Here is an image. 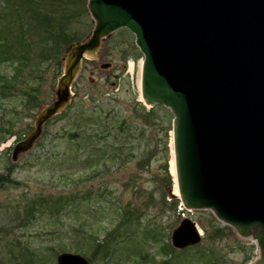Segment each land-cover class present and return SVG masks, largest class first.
I'll return each mask as SVG.
<instances>
[{"label": "rangeland", "instance_id": "obj_1", "mask_svg": "<svg viewBox=\"0 0 264 264\" xmlns=\"http://www.w3.org/2000/svg\"><path fill=\"white\" fill-rule=\"evenodd\" d=\"M63 1L65 10L73 14L68 22L75 31L72 32L82 33V39L89 36L94 22L86 7L87 0ZM138 53L132 33L125 28L112 32L103 39L94 56L82 59L71 85L69 106L98 108L97 113L101 116L96 117L100 116L104 122L111 116L115 122L112 128H118L121 118L130 116L135 105L140 106L137 104L140 102L141 61ZM64 57L65 52L62 59ZM103 63H110V66L101 68ZM11 70L9 63L1 62L0 75ZM62 70L55 73L51 64L40 71L41 78L35 84L40 99L31 110L24 104L26 96L22 93L31 87L26 79H19L8 97L0 96V125L3 127L0 129V174L9 177L0 185V264H56V256L62 252L79 253L87 259L92 256L91 264H250L258 258L256 243L218 221L211 211L182 212L180 205L174 209L172 199L176 197L170 193L172 188L166 180L165 158H161V154H146L145 159L140 153L134 156L138 152L131 140L123 141L125 143L121 142L117 147L120 143L115 144V135H106L100 145L108 150L112 149L108 148L111 145L116 150L114 163L105 162L98 177L92 172L87 173L89 170L84 159L95 153L88 150L92 145L85 144L79 135L71 140L69 130H64L68 124L73 127V119L66 118L67 112L73 111L69 106L51 117L43 125L42 134L32 148L12 161L14 144L34 129L37 114L54 99L57 78ZM83 109L78 108L74 122L82 120ZM139 112L143 114L141 109ZM167 112L168 109L158 110L153 119L149 118L151 125L146 124V129L150 135L146 144L153 146L157 143L158 148H164L169 123ZM97 127L91 122L85 125L91 135ZM104 184L112 196L122 203L134 201L136 208L146 198L135 196L131 189L139 185L147 198L151 195L143 214L145 221L125 225L120 221L123 210L121 217L118 215L117 199L106 197V202L101 205L73 199ZM135 213V216H142V211L140 215L137 211ZM184 217L194 221L202 230L201 241L170 256L169 252L162 251L161 246L164 243L171 246V231ZM117 226V231L123 235L124 230L131 233L132 239L118 241L114 255L108 259L103 255L105 248L95 245ZM175 251L177 253L179 249Z\"/></svg>", "mask_w": 264, "mask_h": 264}, {"label": "water", "instance_id": "obj_2", "mask_svg": "<svg viewBox=\"0 0 264 264\" xmlns=\"http://www.w3.org/2000/svg\"><path fill=\"white\" fill-rule=\"evenodd\" d=\"M86 7L94 22L91 32L67 46L54 99L37 114L34 129L14 144L12 161L31 149L43 125L70 103L82 59L125 28L142 54L143 103L172 114L182 205L209 210L241 237H250L259 252L250 264H264V0H87ZM170 239L172 247L183 249L200 243L201 232L184 218ZM56 264L91 262L62 252Z\"/></svg>", "mask_w": 264, "mask_h": 264}, {"label": "trees", "instance_id": "obj_3", "mask_svg": "<svg viewBox=\"0 0 264 264\" xmlns=\"http://www.w3.org/2000/svg\"><path fill=\"white\" fill-rule=\"evenodd\" d=\"M0 2L3 4L0 6V64L1 62H7L12 67L10 72L2 73L0 75V96L8 97V95L12 94L11 90L15 88V84L19 81V79H26L31 84V87L30 90H23L22 93L26 96L24 104L27 108H29V110H31L36 106L37 101L40 99L38 96L39 88L38 86H35L41 78L40 71L52 64L54 66L55 73H59L62 69V57L66 47L70 43L82 39V33H73L75 32L73 31V27L68 25V22L73 14H70L71 11L67 12L65 10L63 0H0ZM60 4H62V8H59ZM137 57L140 58L141 54L138 53ZM41 73H43V71ZM137 104L140 106L135 105L130 116L127 115L126 117L121 118L118 122V128H112V125L115 122L111 116L102 122L100 119L101 115L97 113L98 108L95 110L91 108L83 109L82 105L76 107V105L71 104V106H69V104V109H73V113L67 112L66 118L68 120L72 118L74 122L75 118L73 117L76 116L79 107H82L84 116H82V120L79 122H72L73 127H70V124H68L67 127H64V130H69L67 132L68 136L71 137V140H74L76 135H79L85 144H90V146L92 145L88 150H91L95 153V155H92L91 153V156L89 155L84 159V164L89 170L87 173L92 172L94 176L98 177L100 175L99 169L102 170L105 167V162L114 163L116 150L111 145L108 146V148H112L109 150L106 146L100 145L102 141H105L106 135L109 136L114 134L115 139L117 140L115 141V144L120 143L117 147H119L123 141L128 142L131 140L133 142V145L138 152L135 153L134 156L140 153L141 157L143 154L145 159L146 154L155 156L161 154L159 156L161 158H165L164 169L167 178L166 180L169 184L168 186L171 187L173 181L172 176L168 172L169 167L167 163L170 159V135L168 132L171 130L172 115L168 110L167 117L169 119V123L166 129V141L164 148H158L157 143H154V145L151 146L150 144H146L150 135L147 134L146 124L147 126L151 125L149 118L152 117L153 119L156 111H163L167 108L162 105H154L149 109H146L140 102ZM139 109L143 111V114L139 112ZM96 115L100 116L96 117ZM138 117L140 118L139 120ZM88 122H91V125L93 126H96V124L98 125L97 129L94 131V135H91L85 129V125ZM2 128L3 127L0 125V129ZM151 141L153 142V140ZM107 154L108 158H106ZM8 179V176L0 174V185ZM106 190L107 186L104 184L97 186L96 188H91L89 193H82V196H74L73 199L79 201H91L96 204L99 203V205L106 202V197L111 200L117 199L116 201L120 211L118 212V215L121 217V211L123 210L122 219L120 221L125 222V225H132L135 222L140 223L141 221L142 223L145 221L143 214L146 211V207L150 204L149 198L151 195L147 198L145 196L146 193L143 192L141 186L137 185L131 189L135 196L146 198V200L141 202V206H138L137 208L134 201L127 200V203H122L119 198L112 196V193L109 190L106 192ZM98 196L99 198H97ZM172 202L174 209H176L179 200L175 198L172 199ZM126 205L128 206L127 208ZM135 211H137L139 215L142 211V216H135ZM117 225L119 226L121 224ZM118 226L109 231L107 233L108 236L102 240L100 244L96 243L95 245L98 248H105L103 255L108 259L114 255L116 250L115 244L118 241L124 242L128 239H132V234L126 230H124V235L122 232L117 231ZM122 236L124 240L121 238ZM129 240L127 242H129ZM169 246L170 245L168 243H164L161 246L162 251L165 253L169 252L170 256L180 253V250L176 253L175 249ZM37 258L42 260V257L40 256ZM91 259L92 256H90L89 260L91 261Z\"/></svg>", "mask_w": 264, "mask_h": 264}, {"label": "bare ground", "instance_id": "obj_4", "mask_svg": "<svg viewBox=\"0 0 264 264\" xmlns=\"http://www.w3.org/2000/svg\"><path fill=\"white\" fill-rule=\"evenodd\" d=\"M141 63H142V60L139 62V67H140V70H139L140 74H139V80H138V85L139 86L141 85V82H140V80H141ZM173 168H174V161H173V159H171V172L174 174V169ZM173 194L178 195V191H177L175 183H174V188H173ZM199 230L201 232L200 228H199Z\"/></svg>", "mask_w": 264, "mask_h": 264}]
</instances>
